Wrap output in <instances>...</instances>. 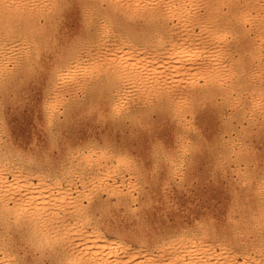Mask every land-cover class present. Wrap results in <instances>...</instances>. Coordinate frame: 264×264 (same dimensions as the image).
Returning a JSON list of instances; mask_svg holds the SVG:
<instances>
[{
    "label": "snow or ice",
    "instance_id": "obj_1",
    "mask_svg": "<svg viewBox=\"0 0 264 264\" xmlns=\"http://www.w3.org/2000/svg\"><path fill=\"white\" fill-rule=\"evenodd\" d=\"M0 159V264H264V0H0Z\"/></svg>",
    "mask_w": 264,
    "mask_h": 264
},
{
    "label": "bare ground",
    "instance_id": "obj_2",
    "mask_svg": "<svg viewBox=\"0 0 264 264\" xmlns=\"http://www.w3.org/2000/svg\"><path fill=\"white\" fill-rule=\"evenodd\" d=\"M253 15L255 16V14ZM256 22L257 24L259 23L258 19ZM173 46L176 53L175 57H172L170 51H162L161 55L168 59V63L158 61L163 68V72H161V68H156L154 71L162 76L170 78L175 84H186L191 88L195 84V77H193L189 71L191 65H189L187 60L180 55L184 45L180 43L179 40H175L172 45H170V48H173ZM190 76H192V78H190ZM18 170L19 166L13 161L0 159V189H4L6 184L11 185L13 183V178L19 180L22 185L27 186L26 182L20 180V177L16 174ZM73 234L75 237V244L85 253H90L93 257H102L105 260L111 258L109 255L112 251L111 241L101 237L99 232L87 234L83 231V224H80L73 230ZM106 244L109 246L108 248L105 247ZM206 247L209 248L208 257H213L221 262L230 261L232 259V256L229 255L227 251L218 250V252L213 246L206 245ZM208 257L203 256L202 250L197 248L196 255L190 254L188 259L199 260L207 259Z\"/></svg>",
    "mask_w": 264,
    "mask_h": 264
},
{
    "label": "rangeland",
    "instance_id": "obj_3",
    "mask_svg": "<svg viewBox=\"0 0 264 264\" xmlns=\"http://www.w3.org/2000/svg\"><path fill=\"white\" fill-rule=\"evenodd\" d=\"M175 30H176V28L174 27V28L172 29V31H175ZM175 32H176L177 35H179V31L176 30ZM190 78H192V76H190ZM213 247H215V246H213ZM217 251H218V250H217ZM219 251H222V250H219ZM219 251H218V252H219ZM257 257H258V256H257ZM257 257H256V258H257Z\"/></svg>",
    "mask_w": 264,
    "mask_h": 264
}]
</instances>
